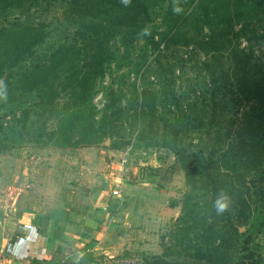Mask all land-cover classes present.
Returning a JSON list of instances; mask_svg holds the SVG:
<instances>
[{
    "label": "rangeland",
    "instance_id": "obj_1",
    "mask_svg": "<svg viewBox=\"0 0 264 264\" xmlns=\"http://www.w3.org/2000/svg\"><path fill=\"white\" fill-rule=\"evenodd\" d=\"M226 1L177 0L175 17L186 21L176 43L159 52H152L140 36L120 35L109 43L113 59L96 81L93 104L99 116L112 88L120 117L112 135L98 145L59 148L45 134L38 136V118L33 120L29 135H24L31 125L23 126L20 118L23 98L1 90L0 218L34 222L42 229L51 224L53 230L70 237H86L78 248L83 253L77 256L86 264L171 263L182 256V239L176 235L185 226L179 220L182 203L189 198L191 208L200 202L201 208L191 213L187 223L194 224L206 212L203 203L208 192L199 188L201 185L194 188L185 182L182 164L186 163L191 173L198 164L194 156L198 152L217 156L229 148L230 133L243 113L237 87L240 73L234 74L230 48L216 52L218 62L215 53L201 49L209 25L219 20L217 14L226 12ZM63 2L24 1L0 18V27L21 23L47 32L46 40L36 46L23 66L43 60L61 44H79L76 24L63 17ZM165 9V4L154 8L147 20L146 34H157L154 40L168 23ZM252 27L255 33L249 36L250 41L229 38L264 71V18H256ZM238 28L235 25L234 31ZM206 62L212 68H205ZM65 102L66 97L61 96L58 107ZM55 125L54 117L47 118L44 133ZM217 138L220 147L216 149ZM218 175L228 179L225 174ZM190 177H194L192 173ZM259 184L264 190V183ZM113 190L118 194L113 195ZM241 191L246 215L240 220L245 231L249 224L256 227L261 222L255 218L260 195L254 187ZM110 201L115 205L108 209ZM104 205L109 211L97 213ZM19 227L25 225L16 226V232ZM251 238V253L237 247L229 264H264V228Z\"/></svg>",
    "mask_w": 264,
    "mask_h": 264
},
{
    "label": "trees",
    "instance_id": "obj_2",
    "mask_svg": "<svg viewBox=\"0 0 264 264\" xmlns=\"http://www.w3.org/2000/svg\"><path fill=\"white\" fill-rule=\"evenodd\" d=\"M24 1L29 0H0V18L6 17L11 9L19 8ZM176 1L128 0L125 4L123 0H64L63 17L76 24L79 44H61L50 50L43 60L29 66L22 63L46 40L47 32L42 27L21 23L0 27V91L7 89L23 98L25 104L20 118L23 126L31 125L24 135H29L33 120L38 118L41 119L38 136L45 134L62 149L98 145L110 137L120 117L118 97L110 88L99 116L93 104L96 81L104 76L105 66L113 59L109 43L120 35L140 36L152 52L176 43L186 21V18L176 19ZM161 4H165L164 18L168 23L158 34L159 39L154 40L157 34H146L145 27L150 12ZM217 15L219 20L209 25L201 49L215 53V62H218L216 52L230 48L232 69L234 74L240 73L237 87L242 117L238 127L230 133L233 139L229 148L221 150L217 156L213 152L204 155L202 151L194 155L198 164L191 168L193 178L186 163L182 164L185 182L194 188L201 185L199 188L208 191L203 203L206 212L197 217L194 224H187L191 213H197L201 207L197 202L196 206L188 208L190 199L186 198L179 218L185 226L176 234L182 239L179 242L182 256L169 261L171 263L152 264H229L237 247L238 251L251 253L248 243L252 235L264 228V190L259 184L264 183V71L251 55L235 48L229 38L232 35L235 39L243 37L250 41L249 36L255 33L252 23L256 18H264V0H227L226 12ZM235 25H239L236 31ZM203 66L212 68L209 62ZM61 96L66 97V102L59 108ZM50 117L56 119L55 128L44 133L46 119ZM214 147H220L218 138ZM219 172L228 179L219 177ZM250 187L260 195L255 218L261 222L256 227L251 223L243 231L240 218L245 217L246 206L241 190ZM221 195L226 196L228 208L218 214L213 202ZM249 217L254 218L250 213Z\"/></svg>",
    "mask_w": 264,
    "mask_h": 264
},
{
    "label": "crops",
    "instance_id": "obj_3",
    "mask_svg": "<svg viewBox=\"0 0 264 264\" xmlns=\"http://www.w3.org/2000/svg\"><path fill=\"white\" fill-rule=\"evenodd\" d=\"M114 205V201H110L106 207L110 209ZM98 210L97 213L106 210L105 205ZM92 219L97 220V218ZM85 220L88 222L90 218H84ZM18 225L27 226L30 230L29 235L23 236L17 233ZM79 227L82 228V225ZM85 239L86 237L81 235L75 238L68 236L62 230L55 231L51 224L42 229L34 222L0 218V264H82L85 260L78 259L77 256L81 255L82 251L78 248Z\"/></svg>",
    "mask_w": 264,
    "mask_h": 264
},
{
    "label": "clouds",
    "instance_id": "obj_4",
    "mask_svg": "<svg viewBox=\"0 0 264 264\" xmlns=\"http://www.w3.org/2000/svg\"><path fill=\"white\" fill-rule=\"evenodd\" d=\"M125 4L128 3V0H123ZM179 11V8L174 9ZM213 207L215 208L218 214L223 213L228 208V202L226 196L221 195L213 202Z\"/></svg>",
    "mask_w": 264,
    "mask_h": 264
},
{
    "label": "built area",
    "instance_id": "obj_5",
    "mask_svg": "<svg viewBox=\"0 0 264 264\" xmlns=\"http://www.w3.org/2000/svg\"><path fill=\"white\" fill-rule=\"evenodd\" d=\"M124 163V162H123ZM112 194L113 195H117L118 194V192H117V190H113L112 191ZM29 228L28 227H25V228H18L17 229V233H19V234H21V235H23V236H27V235H29Z\"/></svg>",
    "mask_w": 264,
    "mask_h": 264
}]
</instances>
